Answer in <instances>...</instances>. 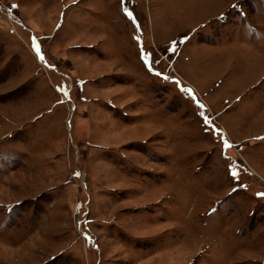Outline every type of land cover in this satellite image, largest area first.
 <instances>
[{
  "label": "rangeland",
  "instance_id": "1",
  "mask_svg": "<svg viewBox=\"0 0 264 264\" xmlns=\"http://www.w3.org/2000/svg\"><path fill=\"white\" fill-rule=\"evenodd\" d=\"M0 264H264V0H0Z\"/></svg>",
  "mask_w": 264,
  "mask_h": 264
},
{
  "label": "snow or ice",
  "instance_id": "2",
  "mask_svg": "<svg viewBox=\"0 0 264 264\" xmlns=\"http://www.w3.org/2000/svg\"><path fill=\"white\" fill-rule=\"evenodd\" d=\"M13 7H15V6H13ZM185 91H187V92H189V93L191 92V90H185ZM206 122H207V121H206Z\"/></svg>",
  "mask_w": 264,
  "mask_h": 264
}]
</instances>
